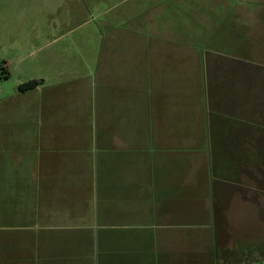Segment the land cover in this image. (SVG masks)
Instances as JSON below:
<instances>
[{"label": "crops", "instance_id": "1", "mask_svg": "<svg viewBox=\"0 0 264 264\" xmlns=\"http://www.w3.org/2000/svg\"><path fill=\"white\" fill-rule=\"evenodd\" d=\"M69 1L99 0H0V264H246L264 63L228 56V15L188 0L183 26L178 5L127 20L70 64Z\"/></svg>", "mask_w": 264, "mask_h": 264}, {"label": "rangeland", "instance_id": "2", "mask_svg": "<svg viewBox=\"0 0 264 264\" xmlns=\"http://www.w3.org/2000/svg\"><path fill=\"white\" fill-rule=\"evenodd\" d=\"M84 2L87 10L78 11V15H72L71 9H75V5H78V3L75 4L69 1V16L66 18V22L62 20V28L68 31L66 34V44L70 64L81 57H86V52L92 57L93 50L98 41L101 44L107 43L105 41L107 40L108 33L112 30L115 31L114 27L121 26V23L127 20L128 24L125 23L122 26H126L127 30L130 31L132 30L129 24L131 20L132 23H135L140 21L141 18L155 15L157 12L158 16L161 15L163 19H167L169 15L168 9L172 8V5H178L180 10L179 14L175 13V17L177 27L179 28L183 26L182 22L185 19V15L188 12H192L195 7L197 8L193 2L188 0H99L94 4L96 9H93L94 7L90 1ZM201 4L216 12L222 10L228 15L230 27L227 30V38L224 43L228 56L243 57L252 61L258 58L261 63H264V0H223L220 2H217V0H207ZM76 11L75 9L74 12ZM141 15L143 16L141 17ZM22 18L23 21L24 19H40L39 17ZM11 20L12 17L5 13L2 16V26H8ZM23 21L21 18L19 19L20 24ZM239 21L245 24V26L243 25L244 32L242 33L235 29L238 28L235 23L242 24ZM189 24L190 22H188L187 27ZM233 25L235 28H233ZM139 26L138 24L133 30L137 29L140 31ZM99 30H101L100 34L98 33ZM142 32L147 34L144 31ZM191 42L194 43L193 41ZM239 44L240 47H237ZM106 46L108 47V45ZM102 51L104 54L107 53V49H103ZM40 56L41 53L37 54L36 58ZM256 72L258 73V71ZM5 118H8L7 114H5ZM11 118L12 115L8 119L11 121ZM255 207L254 204L249 213L247 210L243 211L242 215L245 214L241 219L242 224H237L238 226L236 227H243L245 237L250 239L244 241V255H248L243 258L246 264H264V175H262V171L260 176L259 208ZM233 212L234 210H228L229 215L235 216ZM232 220L234 221V218ZM248 244H254V248L251 249L249 246H246ZM249 250L251 251L249 252Z\"/></svg>", "mask_w": 264, "mask_h": 264}, {"label": "trees", "instance_id": "3", "mask_svg": "<svg viewBox=\"0 0 264 264\" xmlns=\"http://www.w3.org/2000/svg\"><path fill=\"white\" fill-rule=\"evenodd\" d=\"M4 77H7V74H5ZM38 83H39V80H36V79L29 80V81L19 84L18 89L23 90V91L27 89H31V88H34Z\"/></svg>", "mask_w": 264, "mask_h": 264}]
</instances>
